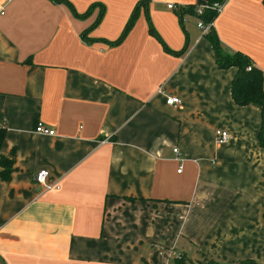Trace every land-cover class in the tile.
Segmentation results:
<instances>
[{"label": "crops", "instance_id": "obj_1", "mask_svg": "<svg viewBox=\"0 0 264 264\" xmlns=\"http://www.w3.org/2000/svg\"><path fill=\"white\" fill-rule=\"evenodd\" d=\"M208 1L0 0V264H264L261 106L232 98ZM222 4L223 51L264 74V0Z\"/></svg>", "mask_w": 264, "mask_h": 264}, {"label": "trees", "instance_id": "obj_2", "mask_svg": "<svg viewBox=\"0 0 264 264\" xmlns=\"http://www.w3.org/2000/svg\"><path fill=\"white\" fill-rule=\"evenodd\" d=\"M218 2L222 3L223 0H209L208 5H212L213 3ZM190 11L193 10V7H189ZM195 13V11L193 10ZM86 13H83L85 15ZM196 14V13H195ZM217 12L212 8H206L203 10L202 15L200 18L204 23L213 22L215 17L217 16ZM136 15V11H134L130 17V19L126 22L120 37L115 40L113 43L120 42L129 29L132 26ZM100 17L91 25L90 28H93L97 25ZM152 31V29H151ZM85 38V34H83ZM205 37L209 40L210 44L212 45L215 54H216V61L220 68H228V67H236V73L233 77L231 82V96L237 104L245 105L250 102L258 103L261 106V128H260V139L262 144L264 145V88H263V81H264V74L263 72L256 67L251 59L243 54L242 52H231L226 53L223 51L221 43L216 35L214 28L211 26ZM249 67V69H248ZM5 129L0 128V146L4 139ZM12 159L6 158L0 153V176L2 179H7L10 174ZM175 264H189L188 260L184 256H178L175 258ZM204 264H220L215 261H209ZM236 264H259L257 262L251 260H244L238 262Z\"/></svg>", "mask_w": 264, "mask_h": 264}, {"label": "built area", "instance_id": "obj_3", "mask_svg": "<svg viewBox=\"0 0 264 264\" xmlns=\"http://www.w3.org/2000/svg\"><path fill=\"white\" fill-rule=\"evenodd\" d=\"M222 5L223 4L221 2L220 3L215 2L212 5L207 4L203 7L196 8L195 13H196V16L198 17L197 18L198 19L197 26H198V28H200L202 30L203 33H207L209 28L212 26V22L204 23L202 21V19L200 18V15H202L203 10L206 8H212L213 10H215L218 13L220 11ZM167 7L170 9L176 8V6L174 4H167ZM248 69H249V67H248ZM179 102H180V100L177 96H166V103L169 105H176ZM34 131L37 134H47V135H54L55 134L53 129L44 126V124H42L41 122L36 123V125L34 127ZM214 136H215L216 142H218V143L226 142L229 139L228 132L225 130H221V129L215 130ZM173 151L178 152L177 148H174ZM178 171L179 172L181 171V166H179ZM48 176H49V172L46 169H40L33 174V180L36 182V184H38L39 187H41L43 189H49L52 187V184H50L48 182Z\"/></svg>", "mask_w": 264, "mask_h": 264}]
</instances>
